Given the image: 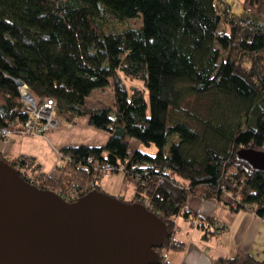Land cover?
Instances as JSON below:
<instances>
[{
  "label": "trees",
  "instance_id": "16d2710c",
  "mask_svg": "<svg viewBox=\"0 0 264 264\" xmlns=\"http://www.w3.org/2000/svg\"><path fill=\"white\" fill-rule=\"evenodd\" d=\"M242 3L254 21L220 13L216 0H0V128L27 118L21 80L40 105L53 99L61 119L75 126L88 117L109 136L104 148L61 149L56 181L34 158L0 159L67 202L103 192L95 163L125 165L124 188L136 194L118 198L147 200L168 225L160 264H167L163 251L180 246L176 218L192 222L191 196L264 220V174L248 171L237 156L264 152V27L257 22L264 0ZM140 17L141 28L122 27ZM121 75L147 89L129 92ZM109 80L115 110L89 107V96ZM135 141L155 144L158 153L132 151ZM217 264L264 260L248 255Z\"/></svg>",
  "mask_w": 264,
  "mask_h": 264
},
{
  "label": "water",
  "instance_id": "95a60500",
  "mask_svg": "<svg viewBox=\"0 0 264 264\" xmlns=\"http://www.w3.org/2000/svg\"><path fill=\"white\" fill-rule=\"evenodd\" d=\"M237 156L264 174V152ZM167 233L142 204L95 190L67 202L0 159V264H160Z\"/></svg>",
  "mask_w": 264,
  "mask_h": 264
},
{
  "label": "crops",
  "instance_id": "0c3cea01",
  "mask_svg": "<svg viewBox=\"0 0 264 264\" xmlns=\"http://www.w3.org/2000/svg\"><path fill=\"white\" fill-rule=\"evenodd\" d=\"M108 139L107 133L92 128L86 117L81 118L75 126L56 129L43 137L16 134L8 141L0 140V153L10 160L34 158L41 166L42 174L56 181L62 177L58 171V166L61 165L59 153L61 149L76 146L104 148ZM134 148L138 149L137 146ZM123 181L124 173H115L101 179L98 184L108 195L116 197L123 195L125 200L127 198L132 200L136 194L134 186L125 190ZM187 202L190 212L202 213L211 222L198 233L189 232L185 238L181 236L183 228L179 227L176 240L180 246L161 253L167 264H217L221 259L248 255L258 261L264 260V220L255 213L248 210L230 211L227 207L217 206L195 196L189 197Z\"/></svg>",
  "mask_w": 264,
  "mask_h": 264
},
{
  "label": "built area",
  "instance_id": "2783aa9c",
  "mask_svg": "<svg viewBox=\"0 0 264 264\" xmlns=\"http://www.w3.org/2000/svg\"><path fill=\"white\" fill-rule=\"evenodd\" d=\"M21 80L16 81L17 88L20 91L21 100L24 105V112L27 116L24 123L20 125H15L14 123L10 127L0 128V140L8 141L10 137L18 134L25 137L32 136H46L54 132V129L60 128L61 126L72 127L67 121H62L57 117V109L55 101L47 100L42 105L35 98L32 90ZM94 169L96 172L101 173L105 177H109L111 174L115 173H125V165L121 167H115L111 163H95ZM18 171L21 177H24L30 184L33 185L35 179L28 174L27 170L19 168ZM89 166L85 168V172L88 173ZM145 185V184H144ZM143 185V187H144ZM95 186L90 185V188ZM145 206L149 205L148 201H144ZM234 208H237L238 201L234 203ZM192 223L197 226L198 229H204L209 223L207 222V216L202 213H194L192 218Z\"/></svg>",
  "mask_w": 264,
  "mask_h": 264
},
{
  "label": "rangeland",
  "instance_id": "374dc122",
  "mask_svg": "<svg viewBox=\"0 0 264 264\" xmlns=\"http://www.w3.org/2000/svg\"><path fill=\"white\" fill-rule=\"evenodd\" d=\"M216 2L219 4V11L220 13H223L224 10H228L229 14H231V17L236 20H241V19H248L251 21L255 20L254 14L249 12V11H244L243 8V0H216ZM257 20V19H256ZM263 27H264V20H257ZM143 26V18H136L134 20H129L128 22H125L122 27H129L131 29L137 30ZM121 77L124 79L125 85H127V89L129 92H131L132 87H137V88H143L147 89L145 84L139 80V81H133V80H127L125 79L124 75H121ZM147 95V100L149 102V95ZM88 106L91 108H95L96 106L100 108H111L115 110V96H114V85L113 81L109 80V83L107 84L106 88L104 89H96L88 98ZM58 119L62 120L63 122L66 120L61 119L59 116H57ZM68 122V121H67ZM69 123V122H68ZM72 126V125H71ZM60 128H70L69 126H61ZM59 129V128H57ZM56 130V129H54ZM51 134V133H50ZM134 146H137L138 150L140 152H143L151 157L155 156L158 153V149L155 144L151 146H146V145H141L136 142L132 144L131 150H135ZM61 157V156H60ZM126 201H129L127 198ZM176 224H178L179 227L183 228V233H181V236L184 238L188 236L187 234L189 232L195 231V232H200L202 229H198L195 224L192 222H186V220L179 216L176 218ZM188 224V225H186ZM166 252V251H165Z\"/></svg>",
  "mask_w": 264,
  "mask_h": 264
}]
</instances>
